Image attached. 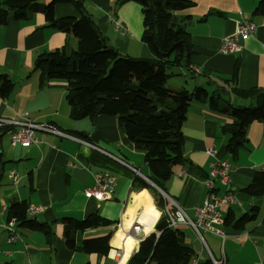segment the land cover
Listing matches in <instances>:
<instances>
[{"label":"crops","instance_id":"crops-1","mask_svg":"<svg viewBox=\"0 0 264 264\" xmlns=\"http://www.w3.org/2000/svg\"><path fill=\"white\" fill-rule=\"evenodd\" d=\"M5 1L0 0V7ZM115 1L85 0L84 9L107 45L119 54L152 58L149 48L141 41L139 5L127 2L114 6ZM188 1L193 6L175 14L190 17L186 31L193 51L189 69L194 74L180 68L178 74L171 73L168 77L166 88H185L190 93L198 87L213 89L207 85V80L228 81L234 64H237L235 89H263L264 16L253 14L260 0ZM41 2L47 4L49 0ZM53 16L56 19L78 18L79 14L71 4L58 3L53 8ZM241 20L253 23L255 33L236 39L238 52L220 53L221 41L234 35ZM114 21L121 23L127 32H117ZM75 43L76 39L71 34L48 27L41 13L0 26V88L4 79L12 85L9 93H0V120L49 124L123 160L132 169L83 144L56 135L36 133L40 142L23 147L13 146L7 133L1 139L6 163L0 167V264H127L141 243L128 234L137 212L136 206L129 202L131 194L146 193L145 202L153 203L160 215L163 210L157 207L149 189L134 182L135 176L148 179L146 156L142 150L133 147L116 118L99 115L94 120L87 117L71 119L66 103L67 83H43L39 73L33 71L38 55L63 48L69 52ZM180 77L192 82H183ZM223 98L232 107L254 106L252 99L228 95ZM229 122L223 113L193 100L181 127L183 162L173 167L172 175L164 183L165 191L162 192L172 198L189 218H193L195 207L204 198L202 182L211 164L222 160L231 163L230 189L237 203L224 210V217L229 215L231 218V223L224 226L227 237L220 240L205 233L203 245L189 228L181 227L179 230L185 231L187 236L185 242L194 252L189 264H202L207 259L217 264H264V194L250 196L244 192L255 172L264 169V122H252L246 127L247 143L238 151L235 161H231L226 153L228 137L221 132V127ZM209 150L211 154L207 153ZM11 171L16 174L15 181L10 177ZM181 171L185 175L179 176ZM98 172H108L115 177L112 200L97 202L84 197V190L92 186L93 176ZM222 193L216 184L215 195ZM22 201H27L28 206L40 207L39 213L26 217L48 225L50 231L43 234L18 227L20 239L9 243L4 232V224L8 221L7 208ZM94 214L111 222V225L77 233L75 248L84 240L109 237L108 252L85 253L68 248L61 220L71 218L80 221ZM246 214L251 218L243 228L233 229V223ZM149 234H142L141 238ZM147 264H156V261L151 259Z\"/></svg>","mask_w":264,"mask_h":264},{"label":"trees","instance_id":"trees-1","mask_svg":"<svg viewBox=\"0 0 264 264\" xmlns=\"http://www.w3.org/2000/svg\"><path fill=\"white\" fill-rule=\"evenodd\" d=\"M85 0H6L0 7V26L11 21L29 18L41 13L48 27L71 34L75 39L73 50L66 52L56 49L40 54L33 64V71L39 73L42 82L63 81L67 83L66 103L68 115L73 120L99 115L116 118L132 143L146 156L149 181L159 190L165 191L164 183L172 175L173 167L183 162V138L181 127L187 109L194 100L206 103L213 111L223 113L230 122L221 127L228 137L226 153L235 161L238 151L246 145V127L252 122H264V88L248 90L235 89L238 65L234 64L231 77L226 82L208 79L213 89L196 88L192 93L185 88L168 89L166 81L172 67L186 68L189 74L192 46L186 27L190 17L178 16L175 12L193 6L188 0H116L114 6L127 2L139 5L142 14L141 41L149 48L152 58H132L123 56L108 46L94 21L85 12ZM58 3H69L79 17L54 18L53 8ZM253 14L264 16V0L256 5ZM11 83L4 79L1 94L11 91ZM224 95L252 99V107H232ZM11 127H0V167L4 160L1 139ZM1 180V175H0ZM138 186L146 187L152 193L159 209L164 208L160 193L151 185L135 176ZM250 196L264 194V169L257 170L251 184L244 189ZM27 201L7 208V219L15 218L16 226L30 231L49 234L50 227L35 219L26 217ZM251 216L244 215L232 225L233 229L243 228ZM65 245L72 250L85 253L106 254L109 237L84 240L75 248L77 233L111 225V222L94 214L77 221L63 218ZM231 223L229 215L224 217V226ZM183 230L167 227L162 213L154 225V232L139 244L127 264H147L155 259L156 264H189L194 255L185 242ZM202 264H213L210 259Z\"/></svg>","mask_w":264,"mask_h":264},{"label":"built area","instance_id":"built-area-1","mask_svg":"<svg viewBox=\"0 0 264 264\" xmlns=\"http://www.w3.org/2000/svg\"><path fill=\"white\" fill-rule=\"evenodd\" d=\"M113 25L117 32H127L126 28L121 23L114 21ZM255 30L256 27L253 23L243 20L239 21L234 35L232 37L224 38L221 41L219 52L222 54H234L238 52L239 46L236 43V39L238 37L245 38L253 35ZM0 127L12 128V130L8 133V137L13 146L20 145L27 147L39 143L40 141L36 136V133L52 134L74 143L83 144L132 169L128 164L123 162V160L104 152L94 145L88 144V142L82 139L61 132L49 124H34L32 122L22 120L18 122L0 120ZM207 153L211 154L212 151L209 150ZM183 175L185 174L181 171L179 176ZM230 175L231 163L228 160H222L211 164L207 177L202 182L205 192L204 198L202 203L195 207L193 218H189L172 198L154 186L149 179L142 176L139 177L155 188L162 196L164 208L161 211V214H165L167 227L171 229H180L181 227L189 228L204 245L203 234L205 233L216 236L220 240H224L227 237V234L224 231V210L237 203V199L230 189ZM10 177L14 181L16 180V174L13 171L10 172ZM93 177L94 182L91 187L84 190V197L86 199H95L97 202L112 200L114 198V187L116 183L115 177L108 172H98L94 174ZM216 184H218L223 190V193L220 196L215 195ZM131 196L132 198L129 199V202L136 206L137 212L128 230V234L131 235L137 242H142V234L154 231L153 227L160 213L154 208L153 203L148 204L145 202V199L148 196L146 193L133 192ZM151 206L154 209V213L150 212ZM40 211V207L28 206L26 215L31 217V215H35ZM118 227H120V225ZM4 232L9 243L20 239L16 230L15 218H10L4 224ZM212 263L217 264V262L213 260Z\"/></svg>","mask_w":264,"mask_h":264},{"label":"rangeland","instance_id":"rangeland-1","mask_svg":"<svg viewBox=\"0 0 264 264\" xmlns=\"http://www.w3.org/2000/svg\"><path fill=\"white\" fill-rule=\"evenodd\" d=\"M179 69H180V68H178V67H172L171 70H170L169 72H167V73H168V74H171V73H173V74H178V73H179ZM180 78H182L183 82H184V81L187 82V83L192 82L191 79H188V78H186V77H180ZM166 84H167V81H166ZM188 89H191V88H188ZM187 235H188L189 237H191V235H190L189 233H187Z\"/></svg>","mask_w":264,"mask_h":264},{"label":"bare ground","instance_id":"bare-ground-1","mask_svg":"<svg viewBox=\"0 0 264 264\" xmlns=\"http://www.w3.org/2000/svg\"><path fill=\"white\" fill-rule=\"evenodd\" d=\"M151 213H154V209L153 207L151 206V210H150Z\"/></svg>","mask_w":264,"mask_h":264}]
</instances>
